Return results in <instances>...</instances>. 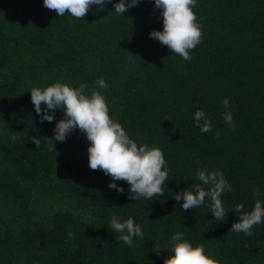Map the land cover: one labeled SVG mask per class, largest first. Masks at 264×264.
Instances as JSON below:
<instances>
[{
	"label": "trees",
	"instance_id": "16d2710c",
	"mask_svg": "<svg viewBox=\"0 0 264 264\" xmlns=\"http://www.w3.org/2000/svg\"><path fill=\"white\" fill-rule=\"evenodd\" d=\"M116 2L74 19L43 0H0V264H164L177 232L220 264H264V223L251 236L230 232L240 215L233 207L249 212L264 200V0H198L202 41L190 61L149 38L163 30L154 0L124 16L113 11ZM101 78L110 115L138 144L162 149L164 195L129 199L125 181L116 182L125 192L110 189V176L90 169L79 130L51 141L62 110L40 123L33 87L92 88ZM225 97L235 128L223 120ZM197 109L212 123L203 135L194 127ZM205 167L222 171L233 189L222 195L223 222L207 201L184 211L175 200L192 183L206 187L196 178ZM114 214L133 217L143 239L118 242Z\"/></svg>",
	"mask_w": 264,
	"mask_h": 264
},
{
	"label": "clouds",
	"instance_id": "9594fccd",
	"mask_svg": "<svg viewBox=\"0 0 264 264\" xmlns=\"http://www.w3.org/2000/svg\"><path fill=\"white\" fill-rule=\"evenodd\" d=\"M141 0H118L114 3V12L124 14L132 7H136ZM113 0H43L44 7L55 10L56 16H70L83 19L92 6L103 11ZM198 0H154V8L159 11L163 23V30H153L149 38L158 40L167 46L172 54H178L184 61H190V51L202 41V24L198 22L194 11ZM67 13V15H66ZM108 85L104 79H99L96 86L90 88L81 83L73 86L69 83L57 81L47 87H33L30 90L31 102L40 123H52L57 110L63 111V118L56 121L53 128V142H65L75 131L79 130L89 142L87 147L88 163L92 170H102L110 176V189L123 193L125 189L117 181H125L129 199L139 201L141 198L153 200L156 196L164 195L162 188L169 179V169L161 148L155 145L138 144L126 132L125 128L110 115V109L104 89ZM45 107L42 109L41 105ZM225 111L222 116L224 122L235 128L231 106L227 97L223 100ZM194 127L203 135L212 130L211 119L202 109L193 114ZM33 143L39 147L41 140L32 137ZM198 183L179 191L176 201L183 200L182 210L196 209L207 206L218 222H223L229 211L223 205L222 195L231 192L232 186L225 179L222 171H209L206 167L196 173ZM257 195V189H252ZM235 213H240L238 221L231 225L230 232L253 235L254 226L264 223V200L258 199L251 211L246 212L244 205L233 207ZM110 227L115 239L126 246H133L134 241L143 239L142 225L136 223L133 217L122 220L117 215L110 218ZM73 234L70 226L68 238ZM171 254L164 260V264H220V261L206 253L203 244L194 245L184 238V233L177 232L171 237Z\"/></svg>",
	"mask_w": 264,
	"mask_h": 264
}]
</instances>
